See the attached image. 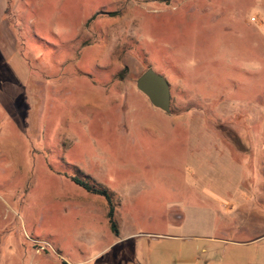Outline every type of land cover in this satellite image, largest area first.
Instances as JSON below:
<instances>
[{"label":"rangeland","instance_id":"374dc122","mask_svg":"<svg viewBox=\"0 0 264 264\" xmlns=\"http://www.w3.org/2000/svg\"><path fill=\"white\" fill-rule=\"evenodd\" d=\"M0 264H264V0H4Z\"/></svg>","mask_w":264,"mask_h":264},{"label":"water","instance_id":"95a60500","mask_svg":"<svg viewBox=\"0 0 264 264\" xmlns=\"http://www.w3.org/2000/svg\"><path fill=\"white\" fill-rule=\"evenodd\" d=\"M134 86L153 108L163 113L170 112L169 89L161 76L148 68L136 78Z\"/></svg>","mask_w":264,"mask_h":264},{"label":"trees","instance_id":"16d2710c","mask_svg":"<svg viewBox=\"0 0 264 264\" xmlns=\"http://www.w3.org/2000/svg\"><path fill=\"white\" fill-rule=\"evenodd\" d=\"M72 181L83 191L103 198L107 208L105 213V218L107 220L110 232L115 235L117 233V230H116L115 222L113 220V206H112L111 194L108 193L105 189L97 188L91 185V183H89L88 181L79 180V179H73Z\"/></svg>","mask_w":264,"mask_h":264},{"label":"crops","instance_id":"0c3cea01","mask_svg":"<svg viewBox=\"0 0 264 264\" xmlns=\"http://www.w3.org/2000/svg\"><path fill=\"white\" fill-rule=\"evenodd\" d=\"M3 5H4V0H0V11H1V9H2V7H3ZM218 146H223L222 144L221 145H218ZM225 146V145H224ZM210 150H212V152H214V158L217 160V161H219V160H221V157H223V155L225 156V161H228V159L230 158L229 157V154H231V153H233V155H234V152H233V149H231V147H230V150H229V154H227V153H223L222 152V150H220V148H219V150L217 149V147H216V145H211V148H210ZM226 151H227V149H226ZM223 153V154H222ZM211 155H212V153H211ZM221 156V157H220ZM228 156V157H227ZM231 161H233L232 159H231ZM228 177V176H227ZM224 190V189H223ZM213 191V190H212ZM210 195H214V193H212L211 192V194ZM234 206V205H233ZM235 212H237V209H235V206H234V211H233V213H235ZM243 214H244V212H243ZM247 218V220H249L250 219V217H246ZM211 241H221L220 239H218V238H209ZM223 241V240H222Z\"/></svg>","mask_w":264,"mask_h":264}]
</instances>
